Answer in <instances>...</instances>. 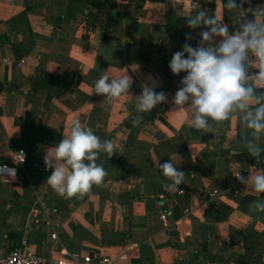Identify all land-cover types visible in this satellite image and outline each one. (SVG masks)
<instances>
[{"label":"crops","instance_id":"1","mask_svg":"<svg viewBox=\"0 0 264 264\" xmlns=\"http://www.w3.org/2000/svg\"><path fill=\"white\" fill-rule=\"evenodd\" d=\"M194 1L0 0V253L27 240L36 255L69 261L91 254L119 264H264V213L249 208L264 194L231 184L264 162L246 151L231 155L242 131L236 118L214 134L198 132L188 125L190 105L174 111L172 104L186 73L172 74L169 62L186 33L196 47L203 30L187 26ZM197 1L235 30V12L223 2ZM104 74H128L132 97L155 80L168 102L133 126L141 114L132 97L107 106L94 93ZM73 120L111 140L117 153L97 160L107 172L102 185L68 198L46 183L52 169L44 156ZM20 149L28 155L16 164ZM170 159L185 172L180 191L164 187L159 164Z\"/></svg>","mask_w":264,"mask_h":264},{"label":"clouds","instance_id":"2","mask_svg":"<svg viewBox=\"0 0 264 264\" xmlns=\"http://www.w3.org/2000/svg\"><path fill=\"white\" fill-rule=\"evenodd\" d=\"M223 2V8L235 12L233 27L222 22L214 12L200 9L193 4L194 11L187 14V26L191 29L202 28L201 39L196 47L187 41L193 39L186 33L182 51L172 55L169 68L172 74L186 73L180 80V87L172 99L174 111L190 105L188 125L191 129L214 134L226 122L236 118L242 129L239 148L232 156L246 151L257 162H264V6L244 8L248 0H215ZM249 15L251 19H249ZM217 38H219L217 40ZM187 54V56H185ZM251 69H256L252 72ZM132 78L122 75L109 79L104 74L94 81V93L103 97V103L111 106L122 95H129ZM157 84L142 85L135 101L136 113L132 125H138L144 114L168 102L164 92H156ZM102 153L108 158L117 153L111 140L101 139L91 127L73 120L67 135L48 149L44 156L47 169H52L46 183L62 197H83L93 186L103 184L107 172L98 164ZM19 163L25 159L23 152L18 153ZM161 174L169 181L164 187L169 191H180L179 186L186 183L185 172L178 170L170 159L159 164ZM10 174L15 170L8 169ZM246 190L264 194V168L255 167L245 177L241 172L234 175ZM249 208L253 212L264 213V199L259 196L252 200Z\"/></svg>","mask_w":264,"mask_h":264},{"label":"built area","instance_id":"3","mask_svg":"<svg viewBox=\"0 0 264 264\" xmlns=\"http://www.w3.org/2000/svg\"><path fill=\"white\" fill-rule=\"evenodd\" d=\"M195 4H198V1H194ZM24 59H21L18 64H22ZM19 152H23L25 154V159L27 158V151L20 149L18 150L13 156V162L16 164L19 163ZM9 167L3 166L1 169L7 170ZM239 173V172H238ZM237 174V173H236ZM235 174V175H236ZM242 174V173H241ZM243 175V174H242ZM240 182L236 179L235 176L231 178V184L233 187L237 186ZM234 192H237L234 190ZM217 191L212 190L210 192L211 197H216ZM161 218L166 221L167 217L165 212H161ZM53 237L57 238L56 232L53 233ZM72 261V263H71ZM69 261L67 258H60L51 256L49 258H42L36 255L30 248L29 242L27 240H23L20 244L10 248L8 251L4 253H0V264H119V260L115 257L110 255H91V254H84L80 257L72 258Z\"/></svg>","mask_w":264,"mask_h":264},{"label":"water","instance_id":"4","mask_svg":"<svg viewBox=\"0 0 264 264\" xmlns=\"http://www.w3.org/2000/svg\"><path fill=\"white\" fill-rule=\"evenodd\" d=\"M132 120H133V119L131 118L130 121L132 122ZM128 124L131 125L130 122H129ZM163 201H165V200H163ZM170 213H171V210H168L166 214L169 216Z\"/></svg>","mask_w":264,"mask_h":264},{"label":"trees","instance_id":"5","mask_svg":"<svg viewBox=\"0 0 264 264\" xmlns=\"http://www.w3.org/2000/svg\"><path fill=\"white\" fill-rule=\"evenodd\" d=\"M237 2L239 3V0H237ZM246 6H247V3L244 4V7H246Z\"/></svg>","mask_w":264,"mask_h":264}]
</instances>
